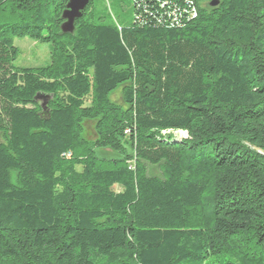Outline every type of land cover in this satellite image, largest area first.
Masks as SVG:
<instances>
[{
	"label": "trees",
	"instance_id": "16d2710c",
	"mask_svg": "<svg viewBox=\"0 0 264 264\" xmlns=\"http://www.w3.org/2000/svg\"><path fill=\"white\" fill-rule=\"evenodd\" d=\"M127 1L0 0V264H264V0Z\"/></svg>",
	"mask_w": 264,
	"mask_h": 264
},
{
	"label": "rangeland",
	"instance_id": "374dc122",
	"mask_svg": "<svg viewBox=\"0 0 264 264\" xmlns=\"http://www.w3.org/2000/svg\"><path fill=\"white\" fill-rule=\"evenodd\" d=\"M218 3V0H209L203 2L205 8L213 7L212 3ZM217 6V5H216ZM215 6V7H216ZM129 2L127 0H94L95 13L100 17H107L109 20L116 18L120 23L127 24L132 20ZM14 46L19 50L18 58L13 62L16 69L41 68L47 67L51 62V45L47 43L36 42L28 37L15 38ZM123 87H119L110 96V100L119 105H123L122 97ZM164 135H172L182 139L188 138V134L183 131H167ZM86 135L93 138V124L89 123L86 127ZM0 136V140H1ZM100 156L111 159L117 157L112 152L100 153ZM161 175L158 168L152 167L148 170V175Z\"/></svg>",
	"mask_w": 264,
	"mask_h": 264
},
{
	"label": "water",
	"instance_id": "95a60500",
	"mask_svg": "<svg viewBox=\"0 0 264 264\" xmlns=\"http://www.w3.org/2000/svg\"><path fill=\"white\" fill-rule=\"evenodd\" d=\"M89 4L90 0H70L63 14V20L65 21L62 26L63 34H72L74 32L76 20L82 18ZM217 4V2L212 3V6L215 7Z\"/></svg>",
	"mask_w": 264,
	"mask_h": 264
},
{
	"label": "built area",
	"instance_id": "2783aa9c",
	"mask_svg": "<svg viewBox=\"0 0 264 264\" xmlns=\"http://www.w3.org/2000/svg\"><path fill=\"white\" fill-rule=\"evenodd\" d=\"M68 156H70V155H68Z\"/></svg>",
	"mask_w": 264,
	"mask_h": 264
}]
</instances>
